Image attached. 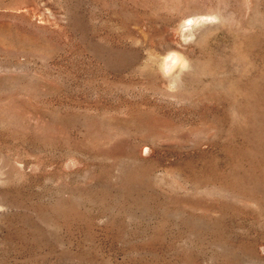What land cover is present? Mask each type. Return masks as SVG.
Returning <instances> with one entry per match:
<instances>
[{
    "label": "rangeland",
    "instance_id": "374dc122",
    "mask_svg": "<svg viewBox=\"0 0 264 264\" xmlns=\"http://www.w3.org/2000/svg\"><path fill=\"white\" fill-rule=\"evenodd\" d=\"M0 264H264V0H0Z\"/></svg>",
    "mask_w": 264,
    "mask_h": 264
},
{
    "label": "bare ground",
    "instance_id": "6f19581e",
    "mask_svg": "<svg viewBox=\"0 0 264 264\" xmlns=\"http://www.w3.org/2000/svg\"><path fill=\"white\" fill-rule=\"evenodd\" d=\"M177 58L176 55H173L172 57L168 58L165 62V65L169 67L171 64H173L174 59Z\"/></svg>",
    "mask_w": 264,
    "mask_h": 264
}]
</instances>
